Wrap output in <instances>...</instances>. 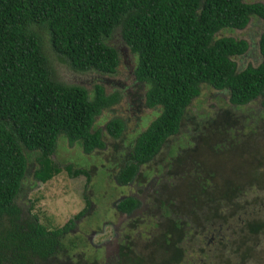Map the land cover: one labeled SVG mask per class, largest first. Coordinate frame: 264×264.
I'll return each instance as SVG.
<instances>
[{"label": "trees", "instance_id": "1", "mask_svg": "<svg viewBox=\"0 0 264 264\" xmlns=\"http://www.w3.org/2000/svg\"><path fill=\"white\" fill-rule=\"evenodd\" d=\"M263 18V0H0V264L92 263L84 262L79 248L85 239L79 232L91 220L106 222L97 208L98 214L89 216L97 203L85 198L84 209L55 229L41 224L31 203L25 204L28 190L62 169L88 181L89 172L54 155L59 139L96 157L106 147V136L118 139L119 150L128 152L115 180L124 186L154 174L153 195L147 199L153 218L171 214L174 200L168 190L184 184L186 173L177 156L184 158L192 140L204 135L209 119L219 117L213 129L220 139L212 144L214 154L223 152L231 161L248 154L243 162L247 167L237 173L264 180L256 175L264 158H258L245 131H254L257 120L245 107L248 103L259 100V114H264V31L258 32L253 56L247 39L230 34L246 28L251 19ZM120 53L130 58L126 68L143 90V104L157 108L145 127L128 138L125 121L113 109L122 90L108 93L104 85L115 74ZM245 57L256 62L241 63ZM60 64L76 75L97 77L91 87L66 82L56 74ZM209 92L221 101L216 93H226L221 110L208 104L210 110L199 106L191 113L192 99ZM168 141L173 143L164 147ZM194 167L189 172L198 180L190 202L197 205L193 220L168 219L158 238L162 244L152 254L129 251L127 236L119 238L118 259L124 264H189L187 252L208 234L213 235L206 246L221 248L217 264H245L257 253L264 240V194L252 204L253 211L235 204L229 214L223 209L228 205H222L239 202L245 187L228 177L219 184L211 171L198 173L199 165ZM156 181L165 182L168 190L156 188ZM146 208L130 195L115 205L126 215L127 231L136 213Z\"/></svg>", "mask_w": 264, "mask_h": 264}, {"label": "rangeland", "instance_id": "2", "mask_svg": "<svg viewBox=\"0 0 264 264\" xmlns=\"http://www.w3.org/2000/svg\"><path fill=\"white\" fill-rule=\"evenodd\" d=\"M260 31H264V18L251 19V22L246 28L243 30H235L230 34L232 36L247 39L252 46L250 56H253L252 53L256 50L255 43L257 41L258 32ZM114 39V44L119 47L118 49L120 50L122 43L119 37L115 35ZM119 56L120 62L115 74L110 77V82L104 81V85L106 87L105 91L108 93L114 90H122L123 97L113 109H115L114 116H119L125 121V134L128 138V135L132 134L135 129H143L145 127L152 112L157 108H147L145 104H143V96L141 94L143 90L141 87L139 88V84H134L132 74L129 73L126 68L130 58L129 56H124L122 53H120ZM255 62L254 57H245L241 61L243 64H253ZM238 63H240L239 60ZM52 65H57L55 60L52 61ZM56 74L66 82H84V84H87L89 87H91L93 78L97 77V74L90 73L76 75L63 64H60L56 68ZM216 95L222 98L223 101L218 99L215 100L211 92H209L205 98L200 95L198 98L192 99L191 105H193L194 109L190 107V112H194L199 106L205 110H210L208 104L219 109V106H222L223 102L227 100V96L226 93L223 92L216 93ZM245 107L250 108V113L257 117L256 125L254 124L255 130H245L246 134H249V141L247 142L255 146V152L259 154L258 158H264V114H259V100H254ZM220 110L221 109H219V111ZM106 113L107 112H104L99 116L106 115ZM99 116L96 120H99ZM107 116H110V114H107ZM227 119H231V116L228 117L227 115ZM232 119L235 120L236 118L233 117ZM194 120L196 121V119ZM217 120H219V117ZM217 120H208L203 131L205 136L200 134L201 138L192 140L193 144L191 143V149L183 152L184 158L177 156V159L182 163L183 169L186 172L185 179L182 180L184 184L181 183L180 187L177 189H174V187H176L175 185H171V190L169 191L168 186L164 184L165 182H155L156 188L160 187L163 190L167 187L169 193L172 191L174 205L169 207L171 214L167 216H163L161 213V216L157 214L155 218L152 217L154 209L149 206L147 199L149 195H153V190L151 188L152 179L150 180V178H153L154 174L151 173L150 175H146L145 178L140 177L141 179L139 181H132L124 186L115 180V171L124 163L125 154L128 151L124 149L119 150V146L122 145L118 139H110L109 136L104 138L106 147L99 151L97 154L98 157L94 156V152L89 154L85 153L80 145L75 143L69 144L66 139H59L54 155L58 160H68L67 162L72 166L85 169L89 172L88 181H86L83 174L69 175L62 169L46 183H37L31 190H28L24 195V199L29 200V202H25V204L31 203V212L38 217V221L41 224L48 229H55L61 227L68 219H73L74 215L84 209L85 198L90 202L97 203V206L95 204V206L93 205L91 207L94 212L89 213V216L94 217L98 214L97 210H101L104 213H99L103 215L105 218L103 221L106 222L99 224V221L93 222V220H91L93 224L89 227L85 226L84 230H86L84 232H79L85 239V244H83L79 250L84 251L83 258L87 259L84 260V262L91 261V264H114L115 262V264H124L125 262L122 261L123 258L117 259L115 257L116 253L114 252H117L115 250H111L108 257L104 256V259H102V252H98V255L94 252L95 248H99V251L104 252L105 245H109L114 240L118 242V237L121 238L123 236H127L126 245L129 251L152 254L157 251V246L162 244V240H158V238L162 234L164 226H167L168 219L175 218L179 222L184 219L187 221L193 220V214H196L195 209L197 205L195 204L192 207L190 202L192 196L197 195L196 184L198 180L196 178L197 176L194 177L195 175L189 172L195 170L194 166L196 164H198L199 167L196 168L195 172L203 173V171H211L219 184L223 183L224 177H228L230 181L233 180L236 184H241L245 187L243 192L238 193L237 201L239 202L222 205H228L223 209L228 210L229 214L233 213L232 209L235 204H240L241 208H246L247 211H253L252 204L255 201H261V196L264 194V180H258L253 176L248 179L249 174L245 177L237 173L243 172L242 167H247L243 162H245L248 154L237 156L232 161L231 156L228 160V157L223 152L216 153L217 155L214 154L212 144L215 141H220L217 135L218 133L213 132V129L216 128ZM186 124H189V122L185 123V125ZM172 143V141H168L164 147ZM161 156L163 157V155ZM62 163L65 164L63 161ZM225 163L227 164L226 166ZM247 163L250 164L249 159L246 161V164ZM261 165L263 164H260L259 172L256 173V175L264 177V167ZM193 178L195 179L191 182ZM224 182L226 183L227 180L225 179ZM185 183L187 184L186 187H184ZM129 195L137 198L139 205L140 203L146 204L147 208L142 211L141 215L134 217L135 220L134 223H132L134 226L130 231H127V229L123 228L125 219L122 220V215L116 213L115 205L120 199ZM244 201H248V204ZM223 213L226 212L220 210L219 214ZM240 213H242V210ZM82 218L83 215L78 220L76 219V224L81 221ZM107 219H109V222H107ZM153 223H155V225H153ZM83 226L82 224L81 229H83ZM188 227L190 229L191 223H188ZM75 228L76 227H73L72 230L74 231ZM224 232L225 231H222L220 233ZM190 235L191 232L189 233V236ZM210 235L213 234H208L206 235L207 237L200 236L197 242L199 243L200 241L201 243H197L192 251L189 250L187 252V257L190 260L189 264H217L216 261L220 260L217 259L216 255L219 254V249L221 248L218 249L215 247L214 250H211L209 246H206L207 243L212 241V239L210 240ZM260 239L261 237L259 240ZM259 244L257 253L253 252L252 259L245 264H264V240H261ZM81 262L83 263V261Z\"/></svg>", "mask_w": 264, "mask_h": 264}, {"label": "water", "instance_id": "3", "mask_svg": "<svg viewBox=\"0 0 264 264\" xmlns=\"http://www.w3.org/2000/svg\"><path fill=\"white\" fill-rule=\"evenodd\" d=\"M117 249H118V244L116 243V241H113L109 245H105V248H104V256L105 257H108V255H109V253H110L111 250L117 251Z\"/></svg>", "mask_w": 264, "mask_h": 264}, {"label": "flooded vegetation", "instance_id": "4", "mask_svg": "<svg viewBox=\"0 0 264 264\" xmlns=\"http://www.w3.org/2000/svg\"><path fill=\"white\" fill-rule=\"evenodd\" d=\"M138 214H141V212L136 213V216H137ZM136 216H135V217H136ZM118 236H119V234H118ZM118 243H119V237H118ZM119 247H120V244H118V248H119ZM97 249H98V250H97ZM118 251H119V249L117 250V252H114V253H116V256H115V257H116L117 259H118ZM94 252H95V254L97 253V255H98V252H100V253L102 252V253H101L102 256H103V253H104L103 251H99V248H95ZM100 253H99V255H100ZM102 259H104V256L102 257ZM115 263H116V262H115ZM115 263H114V264H115Z\"/></svg>", "mask_w": 264, "mask_h": 264}, {"label": "clouds", "instance_id": "5", "mask_svg": "<svg viewBox=\"0 0 264 264\" xmlns=\"http://www.w3.org/2000/svg\"><path fill=\"white\" fill-rule=\"evenodd\" d=\"M116 213L122 215V217H123L122 220L125 219V217H126L125 213L119 212L118 210H116ZM118 219H119V218H118ZM114 241H116V240H114ZM116 243L119 244L117 241H116ZM117 250H118V249H117ZM103 256H104V253H103Z\"/></svg>", "mask_w": 264, "mask_h": 264}]
</instances>
